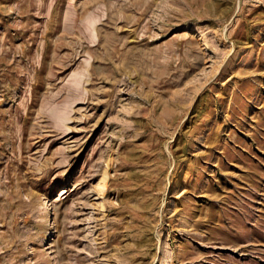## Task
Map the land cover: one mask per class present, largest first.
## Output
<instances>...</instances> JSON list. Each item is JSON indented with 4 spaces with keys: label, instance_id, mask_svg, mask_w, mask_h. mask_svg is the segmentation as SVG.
Listing matches in <instances>:
<instances>
[{
    "label": "rangeland",
    "instance_id": "obj_1",
    "mask_svg": "<svg viewBox=\"0 0 264 264\" xmlns=\"http://www.w3.org/2000/svg\"><path fill=\"white\" fill-rule=\"evenodd\" d=\"M0 264H264V0H0Z\"/></svg>",
    "mask_w": 264,
    "mask_h": 264
},
{
    "label": "bare ground",
    "instance_id": "obj_2",
    "mask_svg": "<svg viewBox=\"0 0 264 264\" xmlns=\"http://www.w3.org/2000/svg\"><path fill=\"white\" fill-rule=\"evenodd\" d=\"M205 45H206V44H205ZM101 181H102V180H101ZM103 183H104V182L102 181V182H101V185H103Z\"/></svg>",
    "mask_w": 264,
    "mask_h": 264
}]
</instances>
